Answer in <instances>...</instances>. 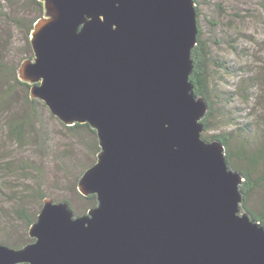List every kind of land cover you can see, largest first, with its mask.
I'll return each mask as SVG.
<instances>
[{
	"label": "water",
	"instance_id": "obj_1",
	"mask_svg": "<svg viewBox=\"0 0 264 264\" xmlns=\"http://www.w3.org/2000/svg\"><path fill=\"white\" fill-rule=\"evenodd\" d=\"M37 1L17 78L64 126L95 132L96 162L76 189L96 205L79 216L44 198L32 242L0 244V264H264L244 177L202 137L195 1Z\"/></svg>",
	"mask_w": 264,
	"mask_h": 264
},
{
	"label": "rangeland",
	"instance_id": "obj_2",
	"mask_svg": "<svg viewBox=\"0 0 264 264\" xmlns=\"http://www.w3.org/2000/svg\"><path fill=\"white\" fill-rule=\"evenodd\" d=\"M194 1L200 39L211 54L206 67L211 116L205 135L229 140V164L240 172L248 164L237 156L243 140L250 142L242 148L248 153L264 143V0ZM38 10L35 0H0V244L11 248L29 239V226L46 197L64 199L83 215L76 182L97 155L92 133L66 130L42 102L30 104L29 93L14 85L18 65L32 56L27 29ZM17 125H24L20 140L10 133ZM263 173L264 159L252 180ZM243 207L261 216L264 225V182Z\"/></svg>",
	"mask_w": 264,
	"mask_h": 264
},
{
	"label": "trees",
	"instance_id": "obj_3",
	"mask_svg": "<svg viewBox=\"0 0 264 264\" xmlns=\"http://www.w3.org/2000/svg\"><path fill=\"white\" fill-rule=\"evenodd\" d=\"M36 5L38 6L39 10H38V16L35 17L34 21L36 22L41 16H42V5L41 3H39L37 0H35ZM197 12V16H198V9H196ZM33 22L27 29L29 36L31 33V30L33 28V24L35 23ZM200 32L198 34L197 37V45L194 47V49L192 50L191 56H192V61H193V72L189 78L190 82L192 83L193 87H194V92L196 95H200L202 96L208 104V112L207 115L205 117V119L202 121L203 125H204V132L202 134L203 139L209 141V140H214V139H218L220 140L223 145L227 148V158L228 161L231 164V154L228 151V145H229V140L224 137V136H208L205 135L206 131L208 130V119L211 116V102L208 100L207 97V73H206V67H208V65L210 64V52L207 49L206 45L201 41L200 39ZM32 56H29L28 58H31ZM27 58V59H28ZM15 69H13L12 71H14ZM12 75L14 76V72H12ZM14 85H19L20 87H22L26 93H29V88L30 86L24 83H21L18 79L14 78ZM5 93H8V91L6 90ZM28 102H30V104H32V100H28ZM23 126L24 125H17L14 127L10 128V133L15 136L18 140H20L22 138V134H23ZM64 126V125H63ZM66 130L73 132V131H77L80 129H87L90 133H92V135L94 136V138L96 139V147L95 150L99 151V147H98V142H97V137L96 134L93 130L90 129V127L86 124H76L74 126L71 127H66ZM243 146L249 147L250 146V142L247 139L243 140ZM243 146H241V149L239 152H237V156L239 155L240 157L244 156L246 159V161L248 162L247 166H245V168L240 171V173L243 175L244 177V182L241 186V191L244 193L245 198L249 195V193L258 185L261 184V182H264V173L262 175L261 178H259L258 180L254 181L252 180V176L254 175V170L257 168L258 163L264 159V143L263 146L261 147V149H256L254 150V152H245L243 151ZM232 165V164H231ZM234 169H237L234 167ZM238 170V169H237ZM82 175V174H81ZM82 202L84 203V210L82 211L81 214H85L89 209L95 207L96 205V197L94 195H91L89 197H81ZM61 201H66V200H61ZM55 202H60V200L56 199ZM256 220L261 221V223L263 222L261 216H255L254 214H251ZM30 221V219H28V222ZM30 224V222H29ZM32 242V240L28 239L23 245ZM4 244V243H3ZM23 245H17V247H12V248H19L22 247Z\"/></svg>",
	"mask_w": 264,
	"mask_h": 264
}]
</instances>
